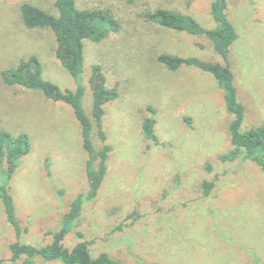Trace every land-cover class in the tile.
<instances>
[{"label":"rangeland","instance_id":"rangeland-1","mask_svg":"<svg viewBox=\"0 0 264 264\" xmlns=\"http://www.w3.org/2000/svg\"><path fill=\"white\" fill-rule=\"evenodd\" d=\"M55 0H0V131L26 133L30 151L9 183L17 239L0 202V264L12 262L18 241L43 247L73 198L90 188L86 153L72 109L36 91L7 86L1 73L36 57L43 78L61 90L76 85L55 57L49 29H26L20 7L30 4L56 15ZM212 0H77L80 10L109 11L119 30L100 43L84 42L82 108L92 124L91 140L102 143L92 116L93 73L99 66L117 97L102 106V130L111 152L93 202L64 238L71 250L86 242L92 258L106 254L117 264H264V172L242 157L222 163L230 149L224 94L215 79L194 67L175 72L157 58L163 53L224 65L205 36L161 27L148 16L164 9L191 16L215 29ZM236 40L227 64L243 106L241 131L264 124V0H226ZM155 112L158 145L145 138L144 121ZM212 183L208 197L202 185ZM80 235V236H79ZM34 264H61L35 259Z\"/></svg>","mask_w":264,"mask_h":264},{"label":"trees","instance_id":"trees-1","mask_svg":"<svg viewBox=\"0 0 264 264\" xmlns=\"http://www.w3.org/2000/svg\"><path fill=\"white\" fill-rule=\"evenodd\" d=\"M77 0H55L56 15H51L42 9L30 4H23L19 13L26 29H49L55 39L57 48L55 57L61 67L74 81V91L61 90L56 84L43 78L41 63L36 57H28L18 61L15 67L1 73V79L7 86H16L29 91H36L54 103L69 106L80 126L82 147L86 153L85 174L90 188L86 193L78 194L73 198L68 211L61 219V228L55 233H49L51 243L43 247L24 245L18 241L9 246L12 262L23 260V264H34L35 259L46 262L58 261L61 264H117L106 254L92 258L86 242L76 244L71 250L63 246V241L73 223L79 219L85 204L93 202L107 171V160L111 152L106 142V135L102 130V106L107 99L117 97L114 89H107L100 67L94 66L93 73L100 83L93 88L92 116L95 121L97 135L102 143L100 150L92 144V124L82 108V98L85 88L82 84L84 73V42L100 43L110 33L119 30V22L105 10L90 9L80 10L76 7ZM226 0H212L210 15L217 24L215 29L205 30L189 15L159 9L148 16V19L169 30L184 32L194 36H205L212 42L214 50L225 62H203L194 58H180L176 55L163 53L157 61L171 72L177 71L182 66L194 67L211 75L224 94L227 112L232 116L229 124L230 151L220 157L222 163L232 162L240 157L258 166L264 172V124L242 132L243 106L237 98L234 78L227 56L230 46L237 36L232 24L228 21ZM144 121L142 132L145 138L158 145L154 133L155 112ZM30 151V139L26 133L13 136L7 131H0V202L7 223L13 228L16 238L20 236V226L16 218L13 199L9 192V183L14 172L20 166L21 159ZM213 188L212 183L204 182L202 185L204 197L209 196ZM80 236V235H79Z\"/></svg>","mask_w":264,"mask_h":264}]
</instances>
